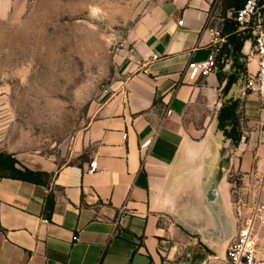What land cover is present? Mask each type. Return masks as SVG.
I'll use <instances>...</instances> for the list:
<instances>
[{
	"label": "crops",
	"instance_id": "1",
	"mask_svg": "<svg viewBox=\"0 0 264 264\" xmlns=\"http://www.w3.org/2000/svg\"><path fill=\"white\" fill-rule=\"evenodd\" d=\"M10 2L0 0V16ZM234 11L221 0H153L117 56L81 161L46 184L0 178V264H226L239 225L234 176L242 186L264 155L255 131L264 113L241 94L246 74L224 92L233 51L212 31ZM212 58L209 75L189 69ZM230 100L247 135L238 145L218 128Z\"/></svg>",
	"mask_w": 264,
	"mask_h": 264
},
{
	"label": "rangeland",
	"instance_id": "2",
	"mask_svg": "<svg viewBox=\"0 0 264 264\" xmlns=\"http://www.w3.org/2000/svg\"><path fill=\"white\" fill-rule=\"evenodd\" d=\"M10 1L0 16V152L49 178L85 155L81 140L116 80L117 56L153 0ZM258 237L264 251V227Z\"/></svg>",
	"mask_w": 264,
	"mask_h": 264
},
{
	"label": "built area",
	"instance_id": "3",
	"mask_svg": "<svg viewBox=\"0 0 264 264\" xmlns=\"http://www.w3.org/2000/svg\"><path fill=\"white\" fill-rule=\"evenodd\" d=\"M237 30L250 33L252 38L245 42L247 73L241 89L243 97L256 96L260 103V112L264 113V3L259 0H247L245 5L233 13ZM217 44L227 43V37L219 30L212 31ZM157 56L153 61H158ZM254 63L255 68L250 69ZM216 67L214 59L203 63H192L189 69L199 75H209ZM257 141L264 147V118L255 129ZM247 141V135L240 140ZM148 143L142 146L145 149ZM94 160L89 171L97 170ZM234 208L238 220V232L227 250L226 264H264V251L259 246V231L264 227V155L258 157L256 167L251 175H246L243 185L233 191Z\"/></svg>",
	"mask_w": 264,
	"mask_h": 264
},
{
	"label": "trees",
	"instance_id": "4",
	"mask_svg": "<svg viewBox=\"0 0 264 264\" xmlns=\"http://www.w3.org/2000/svg\"><path fill=\"white\" fill-rule=\"evenodd\" d=\"M226 8H233L234 10L241 9L247 0H221ZM264 3V0H259ZM222 35L227 36L228 44L231 45L234 58V71L229 75L228 82L224 88V92L228 93L232 86L242 77V65L240 60L242 58V49L245 41L250 40L252 35L250 33H242L237 30V25L232 18H225L222 27ZM247 72V69L245 70ZM238 101L230 100L223 104L218 116V128L224 132L227 138H230L235 145H238L241 140L240 121L237 115ZM0 174L1 177H11L21 180H26L39 184H46L48 177L47 173L41 171H34L29 168H18V161L12 155L6 152H0Z\"/></svg>",
	"mask_w": 264,
	"mask_h": 264
}]
</instances>
